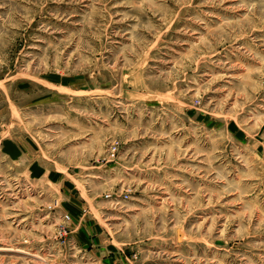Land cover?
I'll list each match as a JSON object with an SVG mask.
<instances>
[{
  "label": "rangeland",
  "instance_id": "374dc122",
  "mask_svg": "<svg viewBox=\"0 0 264 264\" xmlns=\"http://www.w3.org/2000/svg\"><path fill=\"white\" fill-rule=\"evenodd\" d=\"M0 264H264V0H0Z\"/></svg>",
  "mask_w": 264,
  "mask_h": 264
},
{
  "label": "crops",
  "instance_id": "0c3cea01",
  "mask_svg": "<svg viewBox=\"0 0 264 264\" xmlns=\"http://www.w3.org/2000/svg\"><path fill=\"white\" fill-rule=\"evenodd\" d=\"M79 210H80L79 212L81 215L77 213L76 218H75L76 221L73 222V223H76V225H73V226L75 227L77 226L76 228H78V226L82 227L84 235H87L86 240H88L89 239L88 237H91L94 225L92 224V222H89L90 219L87 218L86 215L84 216L82 214L83 211H85V209L82 207H79Z\"/></svg>",
  "mask_w": 264,
  "mask_h": 264
},
{
  "label": "built area",
  "instance_id": "2783aa9c",
  "mask_svg": "<svg viewBox=\"0 0 264 264\" xmlns=\"http://www.w3.org/2000/svg\"><path fill=\"white\" fill-rule=\"evenodd\" d=\"M107 197H108V198H110V197L112 198V196H107ZM125 198H128V197L125 196ZM66 219L69 220L70 217H69V216H66Z\"/></svg>",
  "mask_w": 264,
  "mask_h": 264
}]
</instances>
